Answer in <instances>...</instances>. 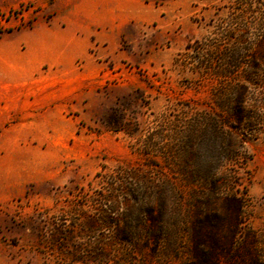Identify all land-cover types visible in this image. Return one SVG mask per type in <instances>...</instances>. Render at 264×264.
<instances>
[{"label":"rangeland","instance_id":"1","mask_svg":"<svg viewBox=\"0 0 264 264\" xmlns=\"http://www.w3.org/2000/svg\"><path fill=\"white\" fill-rule=\"evenodd\" d=\"M0 264H264V0H0Z\"/></svg>","mask_w":264,"mask_h":264}]
</instances>
